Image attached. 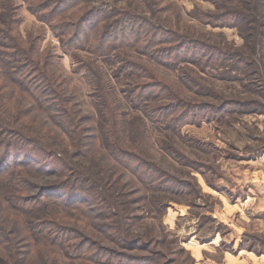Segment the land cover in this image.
I'll list each match as a JSON object with an SVG mask.
<instances>
[{
	"label": "rangeland",
	"instance_id": "rangeland-1",
	"mask_svg": "<svg viewBox=\"0 0 264 264\" xmlns=\"http://www.w3.org/2000/svg\"><path fill=\"white\" fill-rule=\"evenodd\" d=\"M14 1L19 17L16 31L24 46L30 48L32 36L41 35L37 52L41 62L46 55L58 56L53 71L63 82L71 116L77 129L87 127L80 134H85V155L79 164L88 184L93 181L89 187L96 194V210L86 215L49 205L43 211L75 228L80 233L77 242L89 238L90 247L95 249L98 244L109 255V260L97 263L85 256L67 255L34 235L20 240L14 219L18 216L23 224L32 214L23 215L11 202L4 203L3 208H8L0 217L8 228L14 227V249L23 253V264H264L259 250L264 249V4L259 24L251 23L260 35L252 39L250 51L245 26L211 25L194 15V11L217 13L210 0H93L96 5L138 12L206 44L231 48L255 61L256 74L253 65L243 73L223 72L227 67L169 66L135 48L115 49L102 56L87 49L63 53L60 39L30 13L28 4ZM230 3L234 9L242 4L239 0ZM118 56L142 64L153 81L175 94L171 101L221 107L223 101L235 100V105L228 102L218 117L209 113L205 119L174 128L155 124L133 106L127 88L140 76L127 74L128 69L121 74ZM88 67L100 76L98 90L85 77ZM104 103L109 115L102 112ZM35 113L37 120L31 121ZM19 124H28L33 135L44 134L62 158L76 163L81 149L38 109ZM106 126L108 139L102 132ZM118 139L122 148L143 154L183 185L162 190L144 187L111 156L109 150L120 143Z\"/></svg>",
	"mask_w": 264,
	"mask_h": 264
},
{
	"label": "trees",
	"instance_id": "trees-1",
	"mask_svg": "<svg viewBox=\"0 0 264 264\" xmlns=\"http://www.w3.org/2000/svg\"><path fill=\"white\" fill-rule=\"evenodd\" d=\"M22 1L28 4L30 13L46 24L50 32L60 39L63 53L87 49L102 56L109 55L115 49L135 48L169 66L186 64L197 66L201 70L207 66L227 67L223 72L238 70L243 73L253 65L256 68L253 72L259 74L254 60L241 57V54L231 48L206 44L191 35L183 34L182 31L160 25L138 12L115 6L96 5L93 0ZM210 1L219 10L217 13L194 11V15L211 25L237 29L245 26L244 37L251 39V51L252 39L260 35L251 23L259 24L262 17L260 8L263 7L264 0H239L242 4L238 9L233 8L230 0H225L224 3H221L222 0ZM0 5V212H6L8 207L3 208V204L11 202V206L19 213L32 214L23 224L18 216L14 219L18 223L16 226L20 237L17 238L20 240H30L34 235V238L62 248L70 256H85L97 263L109 260V255L102 253L104 250L98 244L93 249L87 237V240L77 242L76 235L80 233L75 228L59 222L55 215L43 211L49 205H58L86 215L96 210L93 205L96 194L89 187L93 181L88 184L86 176L80 173L82 170L79 164V159L85 155L82 149L85 146V134H80L86 133L87 127H80L85 131L77 129L78 124L71 116L73 113L65 95V87L53 71L58 56L46 55L41 62V58L37 56L41 35L32 36L30 48L25 47L16 31L19 17L15 15V1L0 0ZM118 60L121 74L126 72L124 69H128L130 72L127 74L132 72L142 79L139 81L136 78L128 86L127 92L132 94L127 97H130L134 107L141 108L146 117L155 124L174 128L188 121L198 122L209 113H215L218 117L217 112H222V107L228 106V102L235 105V100L223 101L221 107L210 103L192 104L178 100L183 102L180 104L171 101L175 94L170 90L166 91L159 81H153L142 64L129 57L125 59L118 56ZM87 70L88 75L86 73L85 77L93 89L98 90L100 76H96L89 67ZM96 93L97 97L101 96L99 92ZM33 109H38L52 119L81 149L75 156L76 163L73 164L69 158H62L53 148L54 145L47 143L44 134L34 132L33 135L30 133L32 129L27 127L28 124H19ZM102 109L103 114L109 115L106 103ZM35 114L30 117L31 121L37 120ZM102 132L108 139L110 130L107 126ZM118 143L109 150L111 156L138 178L144 187L162 190L168 186L179 188L183 185L159 166L145 160L143 154L122 148L121 141L120 146ZM2 190L5 194L1 193ZM13 228H8L0 217V264H23V253L18 247L14 249V242L17 240ZM259 250L264 254L263 248Z\"/></svg>",
	"mask_w": 264,
	"mask_h": 264
}]
</instances>
